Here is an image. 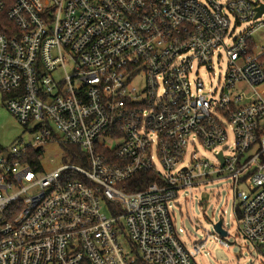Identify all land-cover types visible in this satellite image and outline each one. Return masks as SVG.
<instances>
[{
	"label": "built area",
	"instance_id": "2783aa9c",
	"mask_svg": "<svg viewBox=\"0 0 264 264\" xmlns=\"http://www.w3.org/2000/svg\"><path fill=\"white\" fill-rule=\"evenodd\" d=\"M258 31L264 0H0V91L29 135L0 150V264H197L172 208L224 179L264 244ZM46 142L80 163L42 171Z\"/></svg>",
	"mask_w": 264,
	"mask_h": 264
},
{
	"label": "rangeland",
	"instance_id": "374dc122",
	"mask_svg": "<svg viewBox=\"0 0 264 264\" xmlns=\"http://www.w3.org/2000/svg\"><path fill=\"white\" fill-rule=\"evenodd\" d=\"M246 25L247 23L241 21L236 31ZM253 38L258 43L264 44V32H255ZM198 73L204 90L214 87L220 90L217 82L224 76L222 67L219 69L215 65L213 73H208L206 69L199 67ZM27 137L29 135L25 129L6 110L0 91V150L11 147L19 138L27 139ZM76 148L77 145L73 144L46 142L39 158L42 171H50L61 164H79L78 160H71L67 154L68 149L76 151ZM200 151L203 155H209L208 152ZM188 198H190L188 191H183L177 199L178 205L172 209L176 227L183 229L179 237L185 245L190 246L196 240L204 241V246L195 256L197 264H264V245L257 249L246 238L237 234V221L233 214V192L229 179L210 182L201 190L192 191L190 201ZM219 218L223 220L224 228L228 231L223 237L230 243L226 248L209 235V233L214 234L212 223ZM125 249H128L127 245Z\"/></svg>",
	"mask_w": 264,
	"mask_h": 264
},
{
	"label": "water",
	"instance_id": "95a60500",
	"mask_svg": "<svg viewBox=\"0 0 264 264\" xmlns=\"http://www.w3.org/2000/svg\"><path fill=\"white\" fill-rule=\"evenodd\" d=\"M222 222H223V220H221V219L219 218V219H217V221L213 222L212 225H213V230H214V232H215L217 235H219V236H221V237H225V235H226L227 233H226V230H224V229L222 228Z\"/></svg>",
	"mask_w": 264,
	"mask_h": 264
},
{
	"label": "trees",
	"instance_id": "16d2710c",
	"mask_svg": "<svg viewBox=\"0 0 264 264\" xmlns=\"http://www.w3.org/2000/svg\"><path fill=\"white\" fill-rule=\"evenodd\" d=\"M3 95V94H2ZM3 99H5V95H3ZM69 150H71V149H69ZM36 153V151L34 152H32V154H35ZM71 160H73V161H77L76 159H74V158H71ZM264 244H260L258 247H257V249H259L261 246H263Z\"/></svg>",
	"mask_w": 264,
	"mask_h": 264
}]
</instances>
